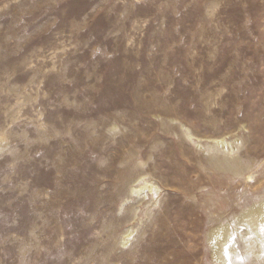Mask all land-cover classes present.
I'll use <instances>...</instances> for the list:
<instances>
[{"label":"rangeland","instance_id":"1","mask_svg":"<svg viewBox=\"0 0 264 264\" xmlns=\"http://www.w3.org/2000/svg\"><path fill=\"white\" fill-rule=\"evenodd\" d=\"M262 197L264 0H0V264H214Z\"/></svg>","mask_w":264,"mask_h":264},{"label":"bare ground","instance_id":"2","mask_svg":"<svg viewBox=\"0 0 264 264\" xmlns=\"http://www.w3.org/2000/svg\"><path fill=\"white\" fill-rule=\"evenodd\" d=\"M216 143L224 141L220 139ZM45 154L40 169L52 173L61 171L54 154L47 151ZM146 187L151 190L150 186ZM206 239L214 264H243L246 259L249 264H264V197L232 218L218 222L208 231Z\"/></svg>","mask_w":264,"mask_h":264}]
</instances>
